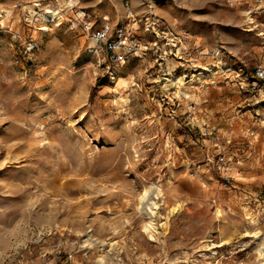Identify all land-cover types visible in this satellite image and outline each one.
<instances>
[{
	"label": "rangeland",
	"instance_id": "rangeland-1",
	"mask_svg": "<svg viewBox=\"0 0 264 264\" xmlns=\"http://www.w3.org/2000/svg\"><path fill=\"white\" fill-rule=\"evenodd\" d=\"M259 65L264 0H0V264H261Z\"/></svg>",
	"mask_w": 264,
	"mask_h": 264
},
{
	"label": "built area",
	"instance_id": "built-area-1",
	"mask_svg": "<svg viewBox=\"0 0 264 264\" xmlns=\"http://www.w3.org/2000/svg\"><path fill=\"white\" fill-rule=\"evenodd\" d=\"M84 28L89 32L96 53H102L103 57L113 62H124L132 50L139 47L138 41L133 37L132 31L126 26L112 27L108 19L92 27L90 21H83ZM257 79L264 78V66L259 65L255 69Z\"/></svg>",
	"mask_w": 264,
	"mask_h": 264
},
{
	"label": "bare ground",
	"instance_id": "bare-ground-1",
	"mask_svg": "<svg viewBox=\"0 0 264 264\" xmlns=\"http://www.w3.org/2000/svg\"><path fill=\"white\" fill-rule=\"evenodd\" d=\"M56 14H58V11H55L54 9L51 8H47L44 12H41L40 15L41 17L47 18V19H52L53 16H55ZM43 28H47V26L43 25ZM93 42V40H91V43ZM222 69V66L219 65V70ZM170 80V84H173V86L176 87V89L178 90L179 93L182 94H188L186 89H183L181 87V85L179 84V82L181 81L180 78H169ZM165 84H169V83H165ZM128 85V80L125 76H121L117 82L116 85L114 87L116 92H119V88L121 87H125ZM121 100H124L123 96L119 97ZM117 101V99H116ZM151 187V185H150ZM150 187H145V189L143 190V192H141L140 196H139V201L141 203V205L139 206L140 209L145 208V210H149L150 212H154V207L157 205V201L156 200H152V201H144V199L149 195V191H150ZM153 188V187H152ZM161 192V188L156 185L155 188H153L152 193L153 196L152 197H156L159 195V193ZM144 230H147L148 232H153L155 229V225L153 222L152 218H149L148 221H146L143 224ZM260 255H262L263 259H264V247H263V252H260ZM261 264H264V260L262 261Z\"/></svg>",
	"mask_w": 264,
	"mask_h": 264
}]
</instances>
